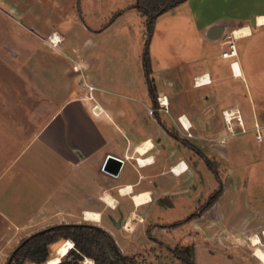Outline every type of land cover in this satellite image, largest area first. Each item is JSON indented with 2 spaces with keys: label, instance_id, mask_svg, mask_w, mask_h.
Returning a JSON list of instances; mask_svg holds the SVG:
<instances>
[{
  "label": "crops",
  "instance_id": "1",
  "mask_svg": "<svg viewBox=\"0 0 264 264\" xmlns=\"http://www.w3.org/2000/svg\"><path fill=\"white\" fill-rule=\"evenodd\" d=\"M65 1L0 0V22H23L18 36L27 34L52 51L75 54V58L63 57L80 74L78 82L60 79L54 71L61 65L55 62L45 64L44 77L35 62L23 67V78H15L10 71L13 89L6 93L17 103L0 105L1 112L22 117L24 122L0 134L1 259L9 246L26 237L69 224L99 227L123 255H135L131 248L149 242L147 231L159 224L158 219L179 201H190L193 194V160L199 157L169 132L201 152L198 143L223 139L225 145L228 139L249 132L256 139L255 127L264 129V91L259 86V82L264 85L259 77L260 69L264 70V24L259 22L264 18V0H188L160 15L149 43L156 102L148 91L141 54L133 52L127 41L131 31L111 30L125 14L108 28L93 30L82 19L80 0L70 6ZM217 23L231 34L236 58H222L220 44L207 37ZM177 29L185 32L183 48L170 46L177 43L170 37ZM237 30L248 32L236 37ZM111 31L119 32L125 44L94 47L91 58H86L87 47ZM80 35L87 36L84 43H72ZM3 49L11 53L15 47L4 45ZM170 53L173 60L175 54L188 55L168 63ZM60 84L63 90L58 89ZM88 85L93 87L91 94ZM157 98L167 100L166 111L159 108ZM224 111L240 116L242 126L235 119L226 124ZM210 132L215 135H207ZM148 143L147 152L141 153ZM221 156L227 155L222 152ZM146 194L150 201L137 205L134 196ZM87 212L98 213L99 222L87 221ZM132 214L139 220L128 230L125 225ZM156 228L157 234L150 230L149 234L158 239L165 230Z\"/></svg>",
  "mask_w": 264,
  "mask_h": 264
},
{
  "label": "rangeland",
  "instance_id": "2",
  "mask_svg": "<svg viewBox=\"0 0 264 264\" xmlns=\"http://www.w3.org/2000/svg\"><path fill=\"white\" fill-rule=\"evenodd\" d=\"M72 2L73 0H66V6H70ZM135 2L136 0H80L82 19L91 29L101 31V29L108 28L120 15L125 14L118 25L112 26L111 30L131 31L127 41L133 52L142 55L145 35L144 17L134 8ZM24 25L23 22L21 25H16L11 20L0 22V65L4 64L0 67V105L6 107H11L13 103L14 105L17 103L11 100L13 97H7L9 94L6 93L13 89L11 81L14 76L10 74V71L15 72V78H23L25 68L30 66V63L38 64L37 71L41 72L42 77L45 74V64L51 65V62H55L56 65H61V69L57 68L54 71L57 74L56 77L66 78L67 81L71 82L80 79V74L76 75L72 70V62L68 60L65 62L63 57L66 54L75 58V54L67 50H64V53L52 51L41 43V39H30L27 34L18 36L17 30H24ZM137 30L142 31L141 34ZM182 32L185 33L183 29H179L178 32L171 33L170 37L177 40V43L170 45L171 47H179L180 45V48H183L186 39ZM114 33L111 31L110 36H101L99 40H94L93 45H89L86 49L84 54L86 58H91L90 50L94 47L124 45V38L117 36L119 32L116 33L117 35ZM86 38L87 36L80 35L77 39L72 38L71 41L82 44ZM4 45L9 48L15 47V49L11 53L6 52L3 49ZM16 49L19 50L18 57H15ZM216 52L218 53V51ZM179 55L184 60L188 54H175L173 60V55L170 53L168 61L171 62L168 63H178L179 58L177 57ZM23 67L25 68L23 69ZM184 71L187 73L188 70ZM247 72L251 77V69ZM260 72L259 77L262 80L264 79V70L260 69ZM186 76L188 77L187 74ZM4 78L8 79L5 80ZM22 80L24 81V84H21L22 87L27 89L26 79ZM259 86L264 91V85L259 82ZM41 87L45 88L43 85ZM57 87L59 90H63L64 85L60 84ZM246 104L250 107L248 102ZM3 109L4 107L0 106V134L13 131L18 128L21 122H24L22 117L7 116V113L1 112ZM165 119L167 121V117ZM13 126L14 128H12ZM222 127L226 129L224 124ZM259 134L261 136L259 142L261 143H257L254 132L239 135L235 139H228L224 143L225 145H222L223 139L198 143L197 146L199 149L201 148V153L220 173L221 196L206 212L198 213L197 209L201 207L200 205L208 200L211 194L220 187V184L215 175L207 169L203 160L195 157L193 161H195L196 178L190 184L194 189L190 201L186 199L179 201L176 208L158 219L159 224L155 227L165 230L160 231L161 236L158 235L160 239L149 234L150 231V233L157 232L154 226V228L149 227L150 231H147L149 242L143 245L136 243L131 248V252H134L135 255L126 256L133 257L135 264H185L169 252L172 250L185 252L192 264H264L255 257V248L252 246V238L259 236L262 240L260 247L264 251V129L259 131ZM207 135L215 134L210 132ZM191 141L194 142V140ZM223 146L224 150L222 151ZM222 152L227 156L221 158ZM2 157L6 156L3 155ZM133 199L137 205L150 201L147 194L134 196ZM138 220L137 215L132 214L125 228L132 230ZM179 221L184 222L174 227L175 229L179 227L175 232H171L174 228L169 227L170 224L168 223ZM160 224L161 226H158ZM62 243V240H58L49 245V258L57 256L59 248L65 242ZM18 245L8 247L9 249L2 256V259L0 258V264L5 263ZM127 251L130 252L129 249ZM67 258L70 259L71 257L67 256ZM25 264L30 263L26 262ZM84 264H94V262L85 261Z\"/></svg>",
  "mask_w": 264,
  "mask_h": 264
},
{
  "label": "trees",
  "instance_id": "3",
  "mask_svg": "<svg viewBox=\"0 0 264 264\" xmlns=\"http://www.w3.org/2000/svg\"><path fill=\"white\" fill-rule=\"evenodd\" d=\"M188 0H136L134 8L144 17V41L141 55V64L144 78L148 87L149 94L154 102L155 87L152 79V69L149 57V43L154 31L156 19L167 11L177 7ZM114 19V17H113ZM181 145L187 150L196 154L203 160L208 170H210L219 182V188L211 194L208 200L197 209L199 214L206 212L212 207L216 200L221 196L222 183L220 173L214 168L209 160L193 145L177 134L169 132ZM184 221L175 222L169 227H176ZM70 240L73 242V248L66 257L58 264H81L85 261H92L94 264H135L133 257L123 255L108 237V233L103 229L82 224H69L54 226L43 233H34L26 237L19 243V248L15 253H11L4 264H47L52 258H49L48 247L50 244ZM175 258H178L185 264H192L185 252L169 250ZM70 256L71 258H67ZM55 258V257H53Z\"/></svg>",
  "mask_w": 264,
  "mask_h": 264
},
{
  "label": "bare ground",
  "instance_id": "4",
  "mask_svg": "<svg viewBox=\"0 0 264 264\" xmlns=\"http://www.w3.org/2000/svg\"><path fill=\"white\" fill-rule=\"evenodd\" d=\"M259 22L264 24V18H261L259 19ZM248 31L247 30H237L235 31L234 35L236 37H240L242 36L243 34H246ZM56 43L59 42L58 38H53ZM55 43V44H56ZM234 65V64H233ZM236 71L239 73V69L238 67H236ZM167 100L165 98H161V102H163L164 105H167L168 102H166ZM229 116V115H228ZM230 119V118H229ZM231 120V119H230ZM231 122V121H230ZM150 147V143H148L146 145V147L142 148L140 150L141 153L145 154L148 150V148ZM183 166V165H182ZM186 168V167H185ZM186 170V169H184ZM130 190V188L128 189ZM107 202L108 203H112L111 202V199L109 197H107ZM86 216V220L87 221H93V222H99V219H100V215L98 213H93V212H87L85 214ZM262 245V240L259 236H254L252 238V246L255 248V252H254V255L255 257H257L259 260H261L262 262H264V251L261 249V246ZM73 248V242L72 241H68L66 244L62 245L58 252H57V256L55 258H52L48 264H58L62 261V259L64 257H66V255L68 254V252Z\"/></svg>",
  "mask_w": 264,
  "mask_h": 264
},
{
  "label": "built area",
  "instance_id": "5",
  "mask_svg": "<svg viewBox=\"0 0 264 264\" xmlns=\"http://www.w3.org/2000/svg\"><path fill=\"white\" fill-rule=\"evenodd\" d=\"M217 42L220 44V49L222 51L221 52V57L222 58H224V59L236 58V56H237L236 46H235V43L233 41V38H232L231 34L226 35V33H224L222 35V37ZM52 44L55 45L54 42H52ZM233 64L234 63H232L231 65H233ZM73 70L74 71H79V68L76 66V67L73 68ZM87 88H88L89 94H91V92L93 91V87L88 85ZM157 104H158L160 109H164L165 111L167 110L166 109L167 105H164L163 102H161V98H157ZM148 112H149V114H153L154 110L150 109ZM222 116H223V120H224V122L226 124H230V121L235 119L238 122V124L240 126H242V119H241L240 116H234L232 112H227V111H224L222 113ZM186 132H187V130H186ZM255 132H256V140L260 141L261 140V136L259 134V128L258 127H255ZM188 136L190 137L191 135L188 133Z\"/></svg>",
  "mask_w": 264,
  "mask_h": 264
},
{
  "label": "water",
  "instance_id": "6",
  "mask_svg": "<svg viewBox=\"0 0 264 264\" xmlns=\"http://www.w3.org/2000/svg\"><path fill=\"white\" fill-rule=\"evenodd\" d=\"M226 28L224 26V24L222 23H217V24H214L213 26H211L208 30V34H207V37L214 41V42H217L221 37L222 35L224 34ZM52 227H49V228H46V229H43L41 231H39V233H43L45 231H48L49 229H51ZM108 237L111 239L112 243L115 245L112 237L108 234ZM19 248V246L17 248L14 249V251L12 253H15L17 251V249Z\"/></svg>",
  "mask_w": 264,
  "mask_h": 264
},
{
  "label": "flooded vegetation",
  "instance_id": "7",
  "mask_svg": "<svg viewBox=\"0 0 264 264\" xmlns=\"http://www.w3.org/2000/svg\"><path fill=\"white\" fill-rule=\"evenodd\" d=\"M82 225H89V224H82ZM90 226H92V225H90ZM17 247H18V246H17ZM17 247H16V248H17ZM13 251H14V250H13Z\"/></svg>",
  "mask_w": 264,
  "mask_h": 264
}]
</instances>
